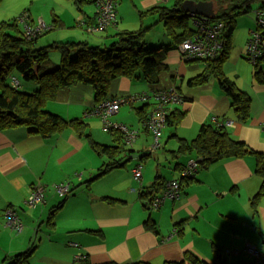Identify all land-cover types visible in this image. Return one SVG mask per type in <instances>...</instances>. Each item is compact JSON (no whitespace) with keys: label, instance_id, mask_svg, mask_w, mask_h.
Listing matches in <instances>:
<instances>
[{"label":"crops","instance_id":"1","mask_svg":"<svg viewBox=\"0 0 264 264\" xmlns=\"http://www.w3.org/2000/svg\"><path fill=\"white\" fill-rule=\"evenodd\" d=\"M129 1L134 9L126 8L125 11L123 0V9L118 6V25L112 30H132L131 24L138 23L135 30L149 27L148 33H155L153 38H148L149 41H160L163 30L160 26H164L160 15L142 13L152 7L170 6L173 0L167 4L157 0ZM86 4L80 5L81 13L72 11L73 17L67 19L51 6L49 8L55 15L52 21L45 14L47 8L39 10L36 16L33 4L28 10L34 19L42 16L49 25H70L69 29L54 28L59 29L57 34L63 37L61 39L71 37V41H85L95 46L113 41L111 30L106 36L102 32L89 33L78 26L82 21L88 24L94 21V6L89 2L91 8H83ZM255 12L240 22L238 18L229 58L224 65L226 75L252 97L251 118L247 123L237 122L231 109V99L215 78L201 86L189 84L190 78L201 73L204 66L182 61L176 49L168 53L171 68L157 87L171 86L174 77L179 76L176 84L186 98L181 107L188 110L176 131L165 129L163 139L165 133L167 139L163 143H166L169 155L170 150L177 148L176 138H170L172 133L176 132L188 140L194 139L202 124L212 122L215 116L234 120L237 126L231 129L233 135L252 149L264 152V85L255 81L253 65L245 58L251 32L257 27ZM4 19L11 18L6 16ZM73 25L78 29L71 28ZM72 31L73 35L67 36ZM163 33L168 39L165 29ZM188 78L189 85L186 86ZM88 88L77 84L62 91L64 93L60 91L58 104L52 110L68 119L83 118L90 124L96 141L112 143L111 136L106 135L107 130L104 127V133L100 130L103 120L86 115V111L95 104V100L90 99ZM112 88L110 95L122 96L147 90L150 86L140 79L121 78L113 81ZM65 95L70 96L71 102L67 105L61 102ZM132 112L126 115L121 109L119 121L139 126L137 114ZM151 141V135L143 131L133 145L134 154H146ZM155 153L143 162L141 184L133 177V167L138 163L134 158L140 157L134 154L127 167L97 178L107 162L106 156L99 155L85 137L80 138L71 130L52 137H43L25 126L0 131V264H4L7 257L32 246V264H81V259L75 260L79 254L83 259L88 257L92 264L137 261L165 264L166 261H180L188 250L211 263L217 257L216 249L224 251L226 264H259L243 252L251 243L264 253V197L256 210L251 205L252 197L262 184L255 171V157L224 159L207 169H200L195 178L183 187L178 199H167L154 209L145 206L146 201L140 197L141 188L149 187L157 174L167 180L181 175L180 169L172 168L174 164L170 157L165 156L163 162L167 166H161L162 160L154 157ZM180 160L185 163L187 159ZM77 172H82L81 178L76 176ZM38 180L47 187L46 200L42 205L29 209L25 199L29 187ZM67 181L71 182L72 192L68 196H60L55 184ZM62 202V207L51 213ZM7 207L18 209L24 223L22 231L16 232L5 226L4 211ZM50 216H53V223ZM149 219L155 223L156 232L146 228L145 223Z\"/></svg>","mask_w":264,"mask_h":264},{"label":"trees","instance_id":"2","mask_svg":"<svg viewBox=\"0 0 264 264\" xmlns=\"http://www.w3.org/2000/svg\"><path fill=\"white\" fill-rule=\"evenodd\" d=\"M75 1L76 3L90 2V4H93L94 21L90 22V24L94 23L96 17L94 0ZM184 1L173 0L170 6L160 5L152 7L142 13L143 15H160L166 34L171 39L170 43L162 44L160 47L148 46L147 33L149 27H141L137 30H119L112 35L115 38L111 42L112 44L105 48L92 46L85 41L54 42L49 47H57L61 50V64L54 69H49L51 60L48 47L38 48L37 41L42 35L57 27L56 25H50L51 29L39 34L37 38L27 39L19 15L22 12H28L29 20L33 24L36 23L38 17L42 16L34 19L30 10L25 9L20 11L15 17L3 20L0 23V131L25 126L30 131L39 133L43 137H52L71 130L78 137H85L99 155L106 156L107 162L102 166L97 178L127 167L129 162L133 161L132 155L136 151L133 146L125 142L126 134L119 127L106 128L104 125L105 130L112 138V144H103L93 138L90 124L83 118L68 119L58 113L47 110L48 105L57 100L58 94L62 89L70 88L77 84H86L92 87L95 100L93 107L88 109L86 113L108 100L124 99L118 112L108 115L107 119L113 124L125 123L129 126V129L136 131L135 142L143 131L151 135L152 141L147 153L134 158L135 160L137 159L138 163L133 169L138 165L143 167V162L151 157L155 151L157 153L159 149H165L167 152L166 143H163L165 129L172 128L176 131L181 124L188 112V110L181 107L185 103L186 98L184 97L185 101L183 103H166L163 105L166 114L165 124L160 129L158 136L160 145L156 148L153 147L156 141L155 132L148 124V121L151 113L156 109L158 110L162 103L157 98L158 92L161 90L167 91L175 86L181 93L179 86L176 84L178 82L177 78H179L177 75L174 77L175 79L173 80L175 81L171 86H157L160 85L163 74H167L170 71L168 53L171 50H178L180 43L193 37L198 31L192 22V16L183 10L182 4ZM213 1L215 2L216 15L212 18L224 22L223 37L225 38V44L220 55L213 59L184 61L204 63L203 71L190 78L189 84L201 86L208 82L210 78H215L222 90L231 99V109L236 116L237 122L247 123L251 118L252 97L226 75L224 65L229 58L232 46L231 41L237 28L238 18L255 10L264 11V0ZM78 7L82 11L80 5ZM117 25L112 27H117ZM256 25V31H259L264 38V25H258L257 23ZM81 27L87 30L84 26ZM109 29L110 27L104 31ZM247 60L249 61L248 58ZM250 63L254 68L253 76L255 81L264 85V46L259 58L255 62L250 61ZM18 76H21L26 81H36L39 84V88L34 92L23 90ZM121 78L131 81L140 79L146 82L150 88L122 96L110 95V86L113 81ZM14 79L19 80L18 86H14ZM136 103H140V105L135 106ZM127 104L137 114L140 123L137 127L126 122L110 120L113 116L120 113L122 106ZM94 116H98L103 120L100 115ZM215 117H217V121L213 118L212 122L202 124L198 135L194 139L188 140L180 137L176 132L170 135V138H176L177 141V148L170 150V162L174 164L172 168L180 169L181 173L180 177L170 180L177 179L182 190L184 186L195 178L196 173L200 169H207L212 164L224 159L243 158L247 155H253L256 160L255 171L262 179L260 190L251 199V205L256 210L264 197V152L252 149L243 140L233 135L231 129L237 126L234 120L228 117ZM228 121H232V124H228ZM127 157L128 159L126 160ZM182 158L187 159L185 163L181 162L182 160L180 159ZM191 159H195L198 162V169L193 176H185L183 175V170ZM170 180H167L163 175L157 174L149 187L141 188L140 197L146 201V207H151L153 199L163 192L167 182ZM62 204L63 202L55 207L51 213L53 212L54 214L56 209L62 207ZM52 220L53 216H50V221L53 223ZM145 226L149 230L157 231L155 223L150 219L146 221ZM33 252L34 246L24 252L7 257L4 260V264H32ZM216 252L217 257L211 263L188 250L180 261H166L165 264H187V262L191 264H226L224 251L216 249ZM80 263L92 264L88 257H85V259L81 258ZM129 264L151 263L137 261Z\"/></svg>","mask_w":264,"mask_h":264},{"label":"built area","instance_id":"3","mask_svg":"<svg viewBox=\"0 0 264 264\" xmlns=\"http://www.w3.org/2000/svg\"><path fill=\"white\" fill-rule=\"evenodd\" d=\"M161 4H167L170 0H157ZM95 2V22L93 24H87L85 21L80 23V26H84L89 32L99 33L117 25L118 23V1L117 0H94ZM257 18L256 23L258 25H264V11L255 10ZM192 16V22L197 27V32L193 37L185 39L180 43L178 51L182 61H193V60H206L213 59L220 55L221 50L225 44V38L223 37V31L225 24L221 20H214L212 17L200 16L196 13H189ZM20 21L23 24L25 31V37L27 39L37 38L41 33H44L51 29V26L46 23L42 17H38L36 23H31L29 20L28 12H22L19 15ZM264 46V38L259 31L254 29L251 32V39L247 44L246 56L249 61L255 62L262 52ZM19 85V80L14 79V86ZM157 98L162 101L159 109L153 111L150 115L148 124L152 127L155 132L156 141L153 145L154 148L160 145L158 136L160 134L161 127L165 124V109L163 105L166 103H183L184 96L176 89L172 87L169 90H161L157 94ZM124 99L108 100L103 104L98 105L92 110L86 113L90 115H100L103 118V122L106 128L119 127L126 134L125 142L133 146L136 138V131L129 129V126L125 123L113 124L107 116L118 112L121 103ZM217 121V117H214ZM228 124H232V121H228ZM264 129V124H263ZM198 169V162L195 159H191L183 170V175L193 176ZM82 172H77L76 176L81 178ZM133 177L140 184L143 179V167L141 165L136 166L133 169ZM46 185L38 180L29 187V193L25 199V204L29 209H34L45 202ZM55 189L58 191L60 196H67L71 193V182H63L55 184ZM136 191V189H134ZM181 196L180 183L177 179L170 180L163 192L156 196L151 207L158 209L167 199H178ZM5 226L13 231L20 232L24 228V223L18 213V209L15 207H7L4 211ZM74 245H77L75 243ZM247 257H252L253 260L259 264H264V253L259 250L255 245L249 243L246 245L243 251ZM83 258V255L79 254L75 260L78 261Z\"/></svg>","mask_w":264,"mask_h":264},{"label":"rangeland","instance_id":"4","mask_svg":"<svg viewBox=\"0 0 264 264\" xmlns=\"http://www.w3.org/2000/svg\"><path fill=\"white\" fill-rule=\"evenodd\" d=\"M118 1V6L123 9V3L122 1L123 0H117ZM84 2H78L76 3L75 0H1L0 1V23L5 20L4 18H13V16L17 13H19L20 11L22 10H25V9H28V8H31L32 4L34 6L33 8V13L34 15L36 16L37 12L39 10H43V8H47L46 9V16L47 18L52 21L55 17L54 13H53V10H51L49 7L51 6H54L56 9H57V12L60 13V14H63V16L65 17V19H67L68 17L72 18L73 17V14H72V11H74L75 13H81V10H79V7L78 5H82ZM124 10L126 11V8H133L130 1L129 0H124ZM70 7V8H69ZM83 8H86V9H90V4L87 3ZM134 9V8H133ZM132 9V10H133ZM253 13H249V14H246L244 16H241L239 18V22L240 20L242 19H245L246 17L250 18L252 16ZM5 16V17H4ZM250 16V17H249ZM252 21V20H250ZM138 23H132L131 24V28L132 30H135L134 28H136ZM78 26H80V22L78 23ZM63 27H66L65 29H69L70 28V25H67V26H62L60 25L58 28H63ZM162 27V34H161V40L158 41V42H153V41H149V37L150 38H153V36H155V33L154 32H151V33H148L147 34V45L148 46H151V47H160V45L162 44H168L171 42V39L170 38H166L165 37V34L163 33L164 31V26H160ZM71 28H73L74 30L75 29H78V27H76L75 25L71 26ZM114 29L113 27H110L109 30H111V34H115L117 31H114L112 30ZM139 29V28H137ZM136 29V30H137ZM73 30V31H74ZM107 30V31H109ZM59 31V29H54L50 32H48L47 34H44L42 35L38 41H37V47L38 48H41V47H48V51H49V58L51 60V64H50V67L49 69H54L56 68L57 66H59L61 64V50L59 48H55V47H49L50 45H52L54 42H74V41H71V37H64V39H61L63 37H58L59 35L57 34ZM65 31V30H63ZM68 32L67 36H70V35H73L74 32ZM107 31H104L103 34H105L106 36L109 35V34H106ZM90 33V32H89ZM85 36L87 38H90V35L89 34H85ZM112 36V35H111ZM55 37L57 38H60V39H55ZM93 37H96V36H93ZM69 38V39H68ZM158 38V37H157ZM57 40H62V41H57ZM112 40H115V38H113ZM77 42V41H75ZM112 41L110 42H107V46H110V44ZM92 44V43H91ZM96 44L92 45V46H95ZM106 45H101L102 48H105ZM245 58H246V51H245ZM191 63H196L194 65H200V66H204L203 64H198V62H191ZM250 63V61H249ZM251 64V63H250ZM193 65V64H191ZM252 65V64H251ZM167 75L166 73L163 74V77ZM20 81H21V84H22V87L23 90L27 91V92H34L36 91L38 88H39V84L36 82V81H26L24 80L21 76H18ZM115 80H118V79H115ZM114 80V81H115ZM188 80L189 78L186 80V83L185 85L188 86ZM180 83V81H179ZM80 87H89L88 89H90L91 93H90V99L91 101L94 100V91L92 89V87L90 85H86V84H78ZM119 88V86H118ZM117 88V89H118ZM67 89L69 88H65L64 90H61V93H64L62 91H67ZM72 89V88H71ZM116 89V90H117ZM70 91V90H69ZM110 92H113V88H112V85L110 86ZM116 92V91H115ZM62 104H65L67 105L68 102H71L70 101V96H67L65 95V98L62 99ZM58 104V99L56 102L54 103H51L49 106H48V111L50 112H55L52 110V107H54V105ZM135 106H139V103ZM122 113L123 114H131L133 113L132 112V107L127 104L125 106H122ZM121 111V110H120ZM56 113V112H55ZM111 121L114 120V121H119V114L113 116L111 119ZM128 123V122H126ZM104 125V124H103ZM103 125H101V131L104 133L105 130H103ZM97 131V130H96ZM95 131V132H96ZM106 133V132H105ZM106 135L110 136L109 133H106ZM99 136V135H98ZM167 139V134L165 133V136H164V139L163 141H165ZM98 141V140H97ZM100 142V141H99ZM103 144H112V143H104L102 142ZM170 145H168L169 147ZM165 156H168L170 157V155L164 151V149H159L157 153H155L154 157H160L162 162H161V166H167V163L166 162H163V160H165ZM105 157V156H104ZM106 158V157H105ZM128 159V157L126 158V160ZM157 159V158H156ZM152 162H154L152 160ZM155 163V162H154ZM130 164V162H129ZM160 170H163V167L160 168ZM253 263V262H252Z\"/></svg>","mask_w":264,"mask_h":264},{"label":"water","instance_id":"5","mask_svg":"<svg viewBox=\"0 0 264 264\" xmlns=\"http://www.w3.org/2000/svg\"><path fill=\"white\" fill-rule=\"evenodd\" d=\"M186 13H196L200 16L214 17L216 15L215 2L213 0H185L182 4ZM135 157L140 156L134 154Z\"/></svg>","mask_w":264,"mask_h":264},{"label":"clouds","instance_id":"6","mask_svg":"<svg viewBox=\"0 0 264 264\" xmlns=\"http://www.w3.org/2000/svg\"><path fill=\"white\" fill-rule=\"evenodd\" d=\"M258 248V247H257ZM259 249V248H258ZM260 250V249H259Z\"/></svg>","mask_w":264,"mask_h":264}]
</instances>
